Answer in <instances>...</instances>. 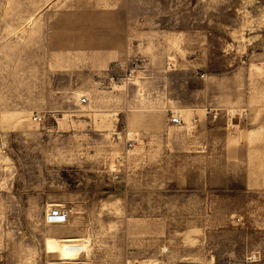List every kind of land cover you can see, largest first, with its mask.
<instances>
[{"label": "rangeland", "instance_id": "374dc122", "mask_svg": "<svg viewBox=\"0 0 264 264\" xmlns=\"http://www.w3.org/2000/svg\"><path fill=\"white\" fill-rule=\"evenodd\" d=\"M70 4L0 0V155L15 164L0 194V264H264V162L241 133L246 112H229L210 137L218 145L204 151L190 121L155 133L131 120L143 111L151 122L141 62L119 82L129 83L120 96H70L88 84L59 80L44 65ZM200 8L222 12L223 74L264 57V0H203ZM49 39L50 50H39ZM28 54L41 64L23 65ZM223 139L239 155L224 159ZM54 200L80 234L63 242L85 247L73 260H63V242L56 259L37 255Z\"/></svg>", "mask_w": 264, "mask_h": 264}, {"label": "crops", "instance_id": "0c3cea01", "mask_svg": "<svg viewBox=\"0 0 264 264\" xmlns=\"http://www.w3.org/2000/svg\"><path fill=\"white\" fill-rule=\"evenodd\" d=\"M62 1L72 3L61 12L59 26L55 28L56 34L63 35L62 41L54 43L49 39L48 43H39V50L41 47L50 50L54 43V54L49 55L44 65L52 66L59 80L88 84L86 90L74 86L70 96L79 92L87 97L120 96L129 90L125 87L129 83L119 82L141 62L136 73L148 79L144 90L150 93L148 106L152 114L149 122L147 112L137 111L138 116L134 113L131 120H141L138 121L144 123L141 129L159 133L171 126L169 115L178 113L184 123L191 122L186 126L197 129L198 147L205 151L207 144L218 145L217 139L210 137L222 129L221 121L226 120L229 112L245 111L247 130L241 133L246 135L244 141L248 139L246 146L254 159L264 162V57L242 58L241 68L223 74L219 68L221 57L216 56V52L221 55L226 34L221 11L201 9L203 0ZM228 27L230 36L238 32L232 33L234 26ZM27 58L25 61L23 57V65L41 64L32 55ZM233 64L239 65L237 58ZM117 114L111 115V122H116ZM213 115H219L218 120ZM194 121L197 123L192 124ZM138 122H133L134 128H138ZM223 140L224 159L239 155L227 147V139ZM14 168L9 155H0V194L2 189H8L3 182ZM56 206L60 204L54 200L44 209V221L45 215ZM44 224L47 230L39 257L56 259L58 251L48 246L58 247L63 240L80 237L79 230L69 223ZM67 242L70 241L63 243Z\"/></svg>", "mask_w": 264, "mask_h": 264}, {"label": "built area", "instance_id": "2783aa9c", "mask_svg": "<svg viewBox=\"0 0 264 264\" xmlns=\"http://www.w3.org/2000/svg\"><path fill=\"white\" fill-rule=\"evenodd\" d=\"M131 78H132V76H131ZM128 81H130L129 77H128ZM81 103L82 104H87V99L83 98ZM235 116H237V115H235ZM241 117L242 118L247 117V114L246 113H242L240 118ZM34 120H35V122L36 121L40 122L41 118L36 117ZM168 122L171 125H177V126L184 124V122L182 121L181 117L179 115H177V114L169 115ZM196 122L197 121H194V123H196ZM68 216H69L68 212H66L63 208L55 207V208L51 209L50 212L46 215V223L50 224V225H62V224H65L67 222Z\"/></svg>", "mask_w": 264, "mask_h": 264}, {"label": "bare ground", "instance_id": "6f19581e", "mask_svg": "<svg viewBox=\"0 0 264 264\" xmlns=\"http://www.w3.org/2000/svg\"><path fill=\"white\" fill-rule=\"evenodd\" d=\"M50 250H57L56 247L54 246H48ZM85 247L77 246L74 244H71L70 242L65 243V245L62 246L60 250V254L63 258V260L68 261V260H73L75 256H77L81 251L84 250Z\"/></svg>", "mask_w": 264, "mask_h": 264}]
</instances>
